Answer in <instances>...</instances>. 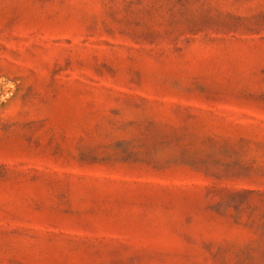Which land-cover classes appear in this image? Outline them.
<instances>
[{
  "label": "rangeland",
  "instance_id": "1",
  "mask_svg": "<svg viewBox=\"0 0 264 264\" xmlns=\"http://www.w3.org/2000/svg\"><path fill=\"white\" fill-rule=\"evenodd\" d=\"M0 264H264V0H0Z\"/></svg>",
  "mask_w": 264,
  "mask_h": 264
}]
</instances>
